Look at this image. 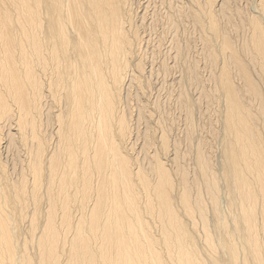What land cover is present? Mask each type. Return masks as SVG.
Here are the masks:
<instances>
[{
	"label": "bare ground",
	"instance_id": "obj_1",
	"mask_svg": "<svg viewBox=\"0 0 264 264\" xmlns=\"http://www.w3.org/2000/svg\"><path fill=\"white\" fill-rule=\"evenodd\" d=\"M229 2L0 0V264H264V0Z\"/></svg>",
	"mask_w": 264,
	"mask_h": 264
},
{
	"label": "rangeland",
	"instance_id": "obj_2",
	"mask_svg": "<svg viewBox=\"0 0 264 264\" xmlns=\"http://www.w3.org/2000/svg\"><path fill=\"white\" fill-rule=\"evenodd\" d=\"M231 2H229L231 5H232V7H234V8H236V9H239V10H241L242 11V13H244L245 15H246V13L247 14H249V12H250V7H251V3H252V0H230ZM235 5V6H234ZM250 6V7H249ZM240 7V8H239ZM195 33V34H194ZM238 33L239 34H236L235 33V31H234V33H233V30H231V35L233 36L232 37V41L235 43V44H239L240 43V41H241V39H243L242 37H243V35H242V32H240V31H238ZM152 35V37L154 38V35H153V33L151 34ZM198 36V33L195 31H193V34H192V36L195 38V39H193L192 38V41L193 42H189V46H191L190 48H192V49H190L189 51H188V54H189V57L191 56V58L192 59H194V57L193 56H195V58L197 59V61H198V63H199V65H200V67L202 68L201 69V74H202V76H203V78L205 79V83H206V85H207V87H210L211 85V83H212V80H207L209 77V72H208V68H205V67H203V65L204 64H207V63H205L206 62V60H205V57H204V55L202 56V53H200V52H202L201 51V49H202V47H203V45H202V42L201 41H199V38H197V36ZM237 35V36H236ZM153 38H152V40H153ZM167 41V42H166ZM164 40L163 41V44L161 45V49H160V47H159V51L157 50H155V48H156V46H155V44H153V42L152 43H150V44H153L152 46L151 45H149V47H148V49H147V59H148V61H149V56H148V54H150L149 52H151V51H154V52H152L151 54L153 55V56H155L156 57V59H155V57H153L152 56V58H154L153 60H154V63H153V70H152V75L151 76H149V77H147V80L150 82V97H151V95H152V97H151V99H153V98H157V96H158V98L160 99V101H162V99H163V101L162 102H160L159 103V109H158V112H159V110L161 109V111H163V113L165 112V114H167V115H165V116H167L168 118H173V119H169V120H167V121H170V122H175V124H176V126H182V122H183V117H182V114L180 113V110H179V108H177L178 106H176L177 105V102H175L174 100H176V92H177V90L179 89V88H177V86H179V84H178V80H179V78H180V74H181V72H180V70H179V68H180V65H181V63H175L174 64V60H173V56H172V53L170 52L171 50H169V42H168V40ZM198 42V43H197ZM192 43V44H191ZM193 43H194V45H193ZM165 44H168V46H166ZM198 44V45H197ZM150 46L152 47L151 49H154V50H150ZM155 48H154V47ZM168 47V48H167ZM165 48V49H164ZM198 48V49H197ZM164 49V50H163ZM168 49V50H167ZM162 50V51H161ZM167 51H168V53H167ZM199 51V52H198ZM162 52H165V53H167V54H169V56L170 57H167V55L166 54H164V53H162ZM154 53H158V56H157V54H154ZM163 54L162 56L163 57H165V58H163V57H161V56H159V55H161V54ZM196 54H197V56H196ZM166 55V56H165ZM193 55V56H192ZM151 57V56H150ZM202 57H204V58H202ZM160 58V59H159ZM161 58H163V59H165V61L163 60V59H161ZM151 59V58H150ZM157 59H158V61H157ZM204 59V60H203ZM152 60V59H151ZM150 60V62H152ZM161 61H163V62H165V64L163 63V66H160L162 63H161ZM158 62V63H157ZM178 66H177V65ZM156 65V66H155ZM165 65L167 66V68L165 67ZM208 65V64H207ZM157 66H159V68L161 67V68H164V71H162L163 69H157ZM157 69L156 71H155V69ZM169 68V69H168ZM205 70V71H204ZM166 71H168V72H166ZM165 72V73H164ZM208 72V73H207ZM154 73V74H153ZM166 75V76H165ZM163 78V79H162ZM165 80V81H164ZM157 81V82H156ZM155 82V83H154ZM164 82V83H163ZM168 82V83H167ZM182 83L183 82H185V80L184 81H181ZM178 84V85H177ZM184 84V83H183ZM185 86H186V90H187V92H189V94L191 95V96H194V98L195 97H197L198 95V92H199V86H197V88H196V86L194 87V85H189V84H186V82H185ZM157 89V90H156ZM153 90V91H152ZM163 92V93H162ZM155 95H157V96H155ZM169 95V96H168ZM175 95V96H174ZM153 96H155V97H153ZM168 101V102H167ZM175 102V103H174ZM163 104V105H162ZM132 107H134V104H133V106ZM162 107H164V108H162ZM204 108V105L202 104V109ZM174 109V110H173ZM160 111V112H161ZM217 114L218 113H215V115H216V117H215V115H214V112H213V110H212V112H211V115H213V116H211V118H212V120L214 119L215 120V118L217 119L218 117H217ZM169 115V116H168ZM178 116V117H177ZM205 119H206V117H205ZM204 119V120H205ZM134 121V120H133ZM166 121V122H167ZM207 121H208V118L205 120V121H200L199 119H196V124H197V126H201V123L203 122V125H204V127L202 126V129L203 128H205L204 129V131L206 130V132H208L207 130ZM205 123V124H204ZM142 125V124H141ZM216 125H217V123H216ZM178 129H179V127H178ZM207 134V137L208 138H210L209 136V133H206ZM217 135H215V136H212L210 139V141H211V144H212V149H217L218 147H219V140L218 139H220L219 138V136H217ZM215 138V139H214ZM216 138H218V139H216ZM183 145V144H182ZM181 145V148H184V145L182 146ZM218 146V147H217ZM219 149V148H218ZM218 149L215 151V152H217L218 151ZM218 154H219V151H218V153H216L215 154V156L216 157H218ZM3 156V160L4 161H6L7 160V162L10 160V157H11V153L10 152H7V158L5 159V154L4 155H2Z\"/></svg>",
	"mask_w": 264,
	"mask_h": 264
}]
</instances>
